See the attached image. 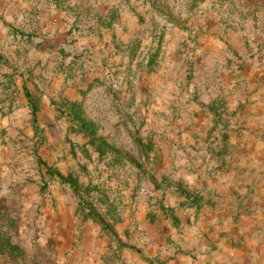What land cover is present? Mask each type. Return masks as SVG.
Wrapping results in <instances>:
<instances>
[{
	"label": "rangeland",
	"instance_id": "rangeland-1",
	"mask_svg": "<svg viewBox=\"0 0 264 264\" xmlns=\"http://www.w3.org/2000/svg\"><path fill=\"white\" fill-rule=\"evenodd\" d=\"M8 235L0 264H264V0H0Z\"/></svg>",
	"mask_w": 264,
	"mask_h": 264
},
{
	"label": "trees",
	"instance_id": "trees-1",
	"mask_svg": "<svg viewBox=\"0 0 264 264\" xmlns=\"http://www.w3.org/2000/svg\"><path fill=\"white\" fill-rule=\"evenodd\" d=\"M35 107H36V105H35ZM105 144L104 143H101V144H99V148L100 149H104V146ZM6 241H7V243H6V249H1V254H3V255H12V254H16L17 253V255L18 254H20V251H19V249H18V247L17 246H12L11 245V241H10V236L8 235L7 236V238H6Z\"/></svg>",
	"mask_w": 264,
	"mask_h": 264
}]
</instances>
